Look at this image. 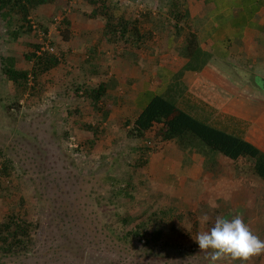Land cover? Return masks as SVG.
<instances>
[{
    "label": "rangeland",
    "instance_id": "1",
    "mask_svg": "<svg viewBox=\"0 0 264 264\" xmlns=\"http://www.w3.org/2000/svg\"><path fill=\"white\" fill-rule=\"evenodd\" d=\"M117 1L123 5L110 4L112 16L141 23L137 34L129 27L115 40L105 27L107 12L92 16L97 0L40 5L30 13L31 31L16 12L0 11V57L14 56L19 69H31L25 54L39 44L60 59L24 91L0 68V150L14 162L12 175L0 178V221L14 212L35 225L31 249L0 253V264H210L194 237L217 216H242L264 240V182L239 174L224 156L209 161L210 176L201 183L148 175L151 154L177 147L160 141L158 124L140 140L127 136L125 124L151 93L185 107V81L170 74L185 65L180 59L193 25L174 26L170 0ZM101 82L109 85L105 119L85 93ZM161 209L167 217L154 241L151 225ZM204 214L207 223L199 220ZM137 221L148 224L147 237L130 232ZM247 264H264V255Z\"/></svg>",
    "mask_w": 264,
    "mask_h": 264
},
{
    "label": "crops",
    "instance_id": "2",
    "mask_svg": "<svg viewBox=\"0 0 264 264\" xmlns=\"http://www.w3.org/2000/svg\"><path fill=\"white\" fill-rule=\"evenodd\" d=\"M186 2L192 29L210 59L201 71L182 75L187 95L185 107L179 106L199 120L243 136L264 151V0ZM180 60L187 62L185 57ZM176 72L169 74L176 76ZM246 75L261 83L251 85ZM147 166L148 175L155 172L157 179L164 175L183 185L201 183L210 176L204 156L178 148L162 147L150 155ZM244 205L245 201L240 206Z\"/></svg>",
    "mask_w": 264,
    "mask_h": 264
},
{
    "label": "trees",
    "instance_id": "3",
    "mask_svg": "<svg viewBox=\"0 0 264 264\" xmlns=\"http://www.w3.org/2000/svg\"><path fill=\"white\" fill-rule=\"evenodd\" d=\"M54 1L0 0V11L16 12L19 14L23 25H25L24 27L31 31L33 25L29 18L30 13L40 5L53 3ZM113 1L97 0L100 10H93L92 16L97 17L99 14L97 12L102 10L107 12L105 27H110L108 32L112 40L118 39L119 36H124L129 31V27H132V33L137 34L138 30L136 27H140L141 18L127 20L112 16L113 9L110 4L113 3L116 9H120V6L123 5L122 1H117V3ZM106 2H108V5H106ZM167 12L168 17L174 20L175 27H180V22L183 20L189 21L186 0H170ZM63 23L71 26V21L69 22L68 18H64ZM33 46L35 48L25 54V58L32 63L31 69H19L14 56L0 57L1 72L17 87H21L23 91L27 88L31 77L33 80L38 81L44 73L60 64V59L56 55L41 49L42 46L39 44ZM183 52L187 62L182 70L176 73L178 77H182L185 71H201L210 59V54L201 48L197 36L192 30L187 35V44ZM108 90L109 85L104 82L85 89V93L91 100L93 107L102 111L104 119L109 114L103 111L102 101ZM15 102L19 106L18 100ZM156 124L160 125L157 135L162 143L174 145L184 153L194 150L207 159L208 165L210 160L224 156L233 164L235 171L240 172L239 174L251 172L253 176L264 182L263 150L239 134L224 131L197 119L182 109L176 102L165 98L161 94L151 96L138 115L131 121H126V134L133 139H144ZM88 128L95 132L98 131L95 126L88 125ZM243 159L248 162L249 167H241L239 162ZM184 160L186 164L191 162L187 155H185ZM13 170V160L0 150V178L11 176ZM0 188L2 187L0 186ZM161 211L159 213L161 215L154 213L153 222L152 219H149L152 222L153 231L151 233L148 232V224L143 221L139 223L137 221L130 232L133 234L141 233L142 237H147L148 232L154 241H158L162 234L161 225H163L164 218L167 217V212L162 209ZM128 221L129 219L126 217L124 223L127 224ZM193 226L194 231L197 232V222H194ZM34 229L35 225L32 221L14 212L7 214L3 221H0V253H23L29 251L34 241Z\"/></svg>",
    "mask_w": 264,
    "mask_h": 264
},
{
    "label": "clouds",
    "instance_id": "4",
    "mask_svg": "<svg viewBox=\"0 0 264 264\" xmlns=\"http://www.w3.org/2000/svg\"><path fill=\"white\" fill-rule=\"evenodd\" d=\"M209 219L207 214L199 217L201 223ZM194 241L200 251L207 254L210 264L224 260L247 264L252 258L264 255V240L253 233L240 215L231 219L217 216L210 229L199 232Z\"/></svg>",
    "mask_w": 264,
    "mask_h": 264
},
{
    "label": "built area",
    "instance_id": "5",
    "mask_svg": "<svg viewBox=\"0 0 264 264\" xmlns=\"http://www.w3.org/2000/svg\"><path fill=\"white\" fill-rule=\"evenodd\" d=\"M41 49H43V50H44V47H41Z\"/></svg>",
    "mask_w": 264,
    "mask_h": 264
}]
</instances>
